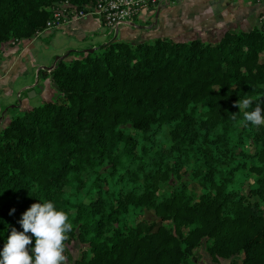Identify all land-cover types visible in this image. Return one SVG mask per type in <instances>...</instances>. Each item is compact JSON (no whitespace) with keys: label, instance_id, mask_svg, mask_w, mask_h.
<instances>
[{"label":"trees","instance_id":"obj_1","mask_svg":"<svg viewBox=\"0 0 264 264\" xmlns=\"http://www.w3.org/2000/svg\"><path fill=\"white\" fill-rule=\"evenodd\" d=\"M96 1L0 0V49L36 39L60 4ZM51 68L56 94L0 125V250L47 200L73 225L70 264H187L202 243L213 262L264 264V124L235 106L264 110L262 26L113 40Z\"/></svg>","mask_w":264,"mask_h":264},{"label":"crops","instance_id":"obj_2","mask_svg":"<svg viewBox=\"0 0 264 264\" xmlns=\"http://www.w3.org/2000/svg\"><path fill=\"white\" fill-rule=\"evenodd\" d=\"M255 2H252L253 5H249L245 0H239L238 4L240 7L248 4L249 9L256 14L264 11V0H262L263 3L260 0ZM213 10L219 14L225 11L221 0H174L169 6L145 8L135 20L116 29L104 26L96 17H87L68 23L56 30L45 31L43 33L50 34L52 32L54 34V43H50L47 47L55 49V54L59 56L67 53L70 55L89 52L99 45L113 40L138 44L167 37L174 41L187 42L196 38L200 39L199 35L204 33L207 23H213L208 15L209 11ZM232 10L238 11L240 9ZM226 15L224 14L223 16L222 14L223 17H226ZM220 21H223V19L221 18ZM58 40L60 43L55 44ZM34 43L35 39L23 43L13 44L11 42L5 44L0 49V125L6 122L9 118L8 112L15 106V104L13 105L14 83L19 79V75L21 74L20 70L16 73L17 65H20L23 71L26 72L27 65L29 64L28 55L32 51H36L35 48L32 49ZM33 67L35 69L40 67L37 69L39 72L38 77L42 80L43 85L39 87V83L36 82L32 88H23L21 91L31 88L28 92L26 91L30 98L19 102L21 106L24 103H27L26 105H33L30 109L35 108L34 106L45 95V84L54 85L49 77L48 69H45L40 64L33 65ZM42 72L45 73L40 74ZM7 77H11V79L6 80ZM37 87H39V90H36ZM19 89L20 87L17 88V91ZM54 90L56 94L57 89L55 85ZM15 95L20 100L21 95L20 97H18V93ZM193 263L198 264L196 261Z\"/></svg>","mask_w":264,"mask_h":264},{"label":"clouds","instance_id":"obj_3","mask_svg":"<svg viewBox=\"0 0 264 264\" xmlns=\"http://www.w3.org/2000/svg\"><path fill=\"white\" fill-rule=\"evenodd\" d=\"M258 99V98H257ZM253 98L236 101L243 111V121L253 126L264 124V110ZM235 119V114L232 116ZM15 210H10L14 212ZM22 231L12 228L0 250V264H65V241L73 229L67 213L58 210L52 201L33 203L18 221ZM34 241V243H33Z\"/></svg>","mask_w":264,"mask_h":264},{"label":"rangeland","instance_id":"obj_4","mask_svg":"<svg viewBox=\"0 0 264 264\" xmlns=\"http://www.w3.org/2000/svg\"><path fill=\"white\" fill-rule=\"evenodd\" d=\"M222 5L224 6V10L222 12L223 16L224 14H227L226 17H223L222 14H219L215 10L209 11L208 15L210 16V20L213 23H207L206 29L204 30V33L199 35L200 39L203 41H210V42H215L219 40L223 33L227 30H243L247 31L251 29L253 26L258 25V19L261 17V14L264 13V11L258 12V14L253 13L250 7L247 6L253 5L252 2L258 1V0H245L246 4L245 6L240 7L238 2L239 0H221ZM261 3L262 0H260ZM174 0H170L167 6L172 4ZM256 3V2H255ZM148 8V7H147ZM154 8V7H153ZM240 9L238 11H233L232 9ZM257 10V9H256ZM212 17V18H211ZM223 19V21H220V19ZM54 34L51 32L50 34L47 33H42L40 36H38L35 39L34 46L32 49H36V51H32L30 55H28V60L29 64L27 65V70L26 72L23 71L20 65H17L16 73L20 70L21 74L19 75V79L15 81V87H14V92H13V97H14V103L15 106L13 107L12 110L8 112V117L10 118L11 116L25 112L32 108L33 105H26L27 103H24V105H20V101L29 99L30 97L27 95V92L35 86V83H39V87L43 85L42 80L38 77L39 72L37 69L33 67V65H42L45 69L51 68L53 63L56 62V59L58 57H61L59 55L55 54V49L52 47H47L50 45V43H54ZM59 41V40H58ZM56 41L55 44H59L60 41ZM119 41V40H117ZM24 63V62H22ZM25 67V66H24ZM45 72H42L40 74H44ZM11 79V77H7L6 80ZM49 83L45 84V95H43L40 99V102L37 103L34 107H37L41 105L40 103L42 101L49 100L55 95V90H54V85H48ZM27 85V86H25ZM20 89L17 91V88ZM27 87H31L30 89H27L25 91H21L23 88L26 89ZM39 87L36 88V90H39ZM27 91V92H26ZM18 93V97L21 98L18 100L16 98V95ZM43 103V102H42ZM12 105V106H13ZM31 110V109H30ZM9 118L7 120H9ZM3 122V124L7 123ZM165 191V189H162L160 191V194H162ZM199 194V193H198ZM137 214L134 212H129L127 214V218L129 220L137 219ZM78 248H79V243L75 242L70 246V252L71 256L74 258L78 256ZM197 262L198 264H240L238 259H233V260H217L216 262H213L209 254H207L206 249H205V244L202 243V245L193 251V256L187 259V264H194L193 262ZM65 264H70L67 260L65 261Z\"/></svg>","mask_w":264,"mask_h":264},{"label":"built area","instance_id":"obj_5","mask_svg":"<svg viewBox=\"0 0 264 264\" xmlns=\"http://www.w3.org/2000/svg\"><path fill=\"white\" fill-rule=\"evenodd\" d=\"M170 0H97L88 11L78 10L70 3L64 2L51 11L50 19L46 22L45 31L56 30L68 23L87 17H96L104 26L116 29L135 20L147 7L161 8L167 6ZM258 25L264 28V13L258 19ZM14 44V42H12Z\"/></svg>","mask_w":264,"mask_h":264},{"label":"water","instance_id":"obj_6","mask_svg":"<svg viewBox=\"0 0 264 264\" xmlns=\"http://www.w3.org/2000/svg\"><path fill=\"white\" fill-rule=\"evenodd\" d=\"M90 51H92V50H90ZM69 54L67 53V54H65V55H63V56H61V57H58L57 59H56V61L57 60H62V59H64V58H66L67 56H68ZM52 70V68H48V71L50 72Z\"/></svg>","mask_w":264,"mask_h":264}]
</instances>
